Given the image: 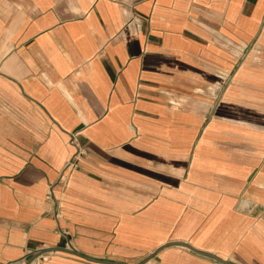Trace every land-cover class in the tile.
<instances>
[{
    "label": "crops",
    "instance_id": "crops-1",
    "mask_svg": "<svg viewBox=\"0 0 264 264\" xmlns=\"http://www.w3.org/2000/svg\"><path fill=\"white\" fill-rule=\"evenodd\" d=\"M173 243L264 264V0H0V264Z\"/></svg>",
    "mask_w": 264,
    "mask_h": 264
},
{
    "label": "water",
    "instance_id": "water-1",
    "mask_svg": "<svg viewBox=\"0 0 264 264\" xmlns=\"http://www.w3.org/2000/svg\"><path fill=\"white\" fill-rule=\"evenodd\" d=\"M173 244H177V245H181V246H185V247H188L190 248L191 250H194L196 251L197 253L199 254H202V255H205V256H208V257H211L213 259H216L217 261H220L221 263H224V264H234L230 261H224V260H221L220 258L216 257L215 255L213 254H210V253H205V252H201V251H197L196 249H194L193 247H191L190 245H187V244H184V243H173ZM55 251H62V252H66V253H69V254H72V255H75V256H78V257H81L87 261H90V262H93V263H97V264H127L125 262H122V261H114V260H106V259H94V258H91V257H88V256H85V255H82L81 253L75 251L74 249H63V248H52V249H46L40 253H38L37 255H35L32 259H30L26 264H31L36 258H38L40 255H43V254H46V253H50V252H55ZM148 260H145V261H142L141 263L139 264H145Z\"/></svg>",
    "mask_w": 264,
    "mask_h": 264
},
{
    "label": "built area",
    "instance_id": "built-area-1",
    "mask_svg": "<svg viewBox=\"0 0 264 264\" xmlns=\"http://www.w3.org/2000/svg\"><path fill=\"white\" fill-rule=\"evenodd\" d=\"M71 144L76 148V154L67 163L66 168H65L64 172L61 175L60 181H62L64 179V174H65L66 171L74 170V169L77 168L78 160L83 155V152L81 151V149L79 148V146L77 144L76 135L72 136ZM46 261H48V257H47L46 254H43V255H40L38 258H36L31 264H41V263H44Z\"/></svg>",
    "mask_w": 264,
    "mask_h": 264
}]
</instances>
